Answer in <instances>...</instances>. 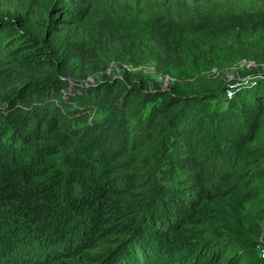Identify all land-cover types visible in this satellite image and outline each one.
<instances>
[{
	"label": "trees",
	"instance_id": "1",
	"mask_svg": "<svg viewBox=\"0 0 264 264\" xmlns=\"http://www.w3.org/2000/svg\"><path fill=\"white\" fill-rule=\"evenodd\" d=\"M92 6L0 8V264H264L261 242L206 209L237 196L259 201L254 221L264 220V167L253 156L264 158L253 148L264 72L192 95L127 73L90 82L91 63L118 40L90 29ZM204 16L183 21L185 32L264 25V0ZM177 35L156 27L151 39L184 66Z\"/></svg>",
	"mask_w": 264,
	"mask_h": 264
},
{
	"label": "rangeland",
	"instance_id": "2",
	"mask_svg": "<svg viewBox=\"0 0 264 264\" xmlns=\"http://www.w3.org/2000/svg\"><path fill=\"white\" fill-rule=\"evenodd\" d=\"M257 0H92L93 15L90 29L115 32L118 40L110 41L105 53L94 60L90 67L99 72L89 81L106 76L145 79L149 84H160L165 89L174 88L185 95L211 91L217 93L239 79L264 72V25L233 28L234 23L224 21L214 28L212 37L199 38L193 28L185 32L183 21L194 16L208 15V19L231 14H242L252 8ZM42 0H0V8L14 13L30 11L38 13ZM156 27H162L181 35L176 45L181 55L179 62L189 61L184 66L163 54L151 39ZM177 35V36H178ZM81 42L89 50L94 43L86 34ZM77 76L81 78L87 67L76 63ZM228 90L225 96L227 97ZM222 99V97H221ZM220 99V100H221ZM222 101V100H221ZM220 102H214L217 107ZM101 120L100 117H97ZM253 148H264V122L260 141ZM253 156L261 159L256 168L264 167V158L258 151ZM207 212L218 222L232 223L240 233L255 238L262 245L258 254L264 257V220H255L260 211V202L246 201L237 196L218 199L206 206Z\"/></svg>",
	"mask_w": 264,
	"mask_h": 264
},
{
	"label": "built area",
	"instance_id": "3",
	"mask_svg": "<svg viewBox=\"0 0 264 264\" xmlns=\"http://www.w3.org/2000/svg\"><path fill=\"white\" fill-rule=\"evenodd\" d=\"M229 92H228V94H227V98L229 99V98H231V96H232V91L231 90H228Z\"/></svg>",
	"mask_w": 264,
	"mask_h": 264
}]
</instances>
